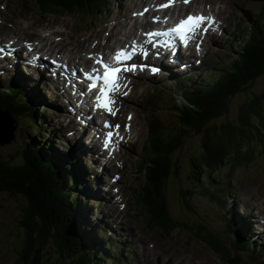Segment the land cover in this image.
<instances>
[{"label": "trees", "instance_id": "obj_1", "mask_svg": "<svg viewBox=\"0 0 264 264\" xmlns=\"http://www.w3.org/2000/svg\"><path fill=\"white\" fill-rule=\"evenodd\" d=\"M97 2L38 0L40 14L53 16L68 11L70 15L82 16L86 24L90 23L88 18H93ZM227 56L231 60L228 65L187 94L193 108L184 107L173 123L154 117L151 124L157 126L161 137L156 144V156L167 166L148 168L137 204L157 211L150 215L161 217V226L167 229H174L177 221L168 212L164 182L171 172L175 177L180 174L179 160L191 138L199 137V150L191 158V179L196 189L214 196L219 204L225 201L224 191L216 188V192H211V188L215 189L220 168L230 164L231 170H235L249 164L257 150L264 152V89L261 93L253 91L255 82L264 79V24L252 27V38L242 45L237 57ZM21 93L17 92L15 98L20 99ZM239 95L244 98L237 102ZM21 104L10 105L19 121L29 118H26L28 126L18 136L21 144L14 156H0V195H10L23 209V215L18 217L23 245L17 252V261L19 264H94L93 258L99 257L101 249L86 243L88 238L78 214L82 207L81 194L68 190L65 168L56 165L59 158L49 155L53 147L40 144L39 139L45 133L43 126L37 123L33 108L26 105L28 102ZM35 126H39L38 134L25 141L29 129ZM227 185L225 190L229 192L230 183ZM234 222L228 221L230 230ZM167 229L159 230L168 235ZM238 236L237 248L248 243ZM211 248L226 264H237V259L214 234Z\"/></svg>", "mask_w": 264, "mask_h": 264}, {"label": "rangeland", "instance_id": "obj_2", "mask_svg": "<svg viewBox=\"0 0 264 264\" xmlns=\"http://www.w3.org/2000/svg\"><path fill=\"white\" fill-rule=\"evenodd\" d=\"M209 1V2H208ZM217 1L222 2V6L218 7ZM145 2V0H143ZM214 3V4H213ZM201 5H190V10L200 11L204 7H212V13H215L224 23V33L218 37H210L208 36L207 39L204 41L205 49L207 50V58L213 61L212 63L216 61H225L228 65L231 60L224 57V54L230 53L233 56H235L240 49V40L241 38H237L236 35H234V27L235 24H237L239 21L244 26H250L251 24L256 23L257 15L260 12L262 0H207L206 3L200 2ZM213 4V5H212ZM194 7V8H193ZM245 7L246 9H244ZM10 8H14V4L10 5ZM187 12V10H186ZM18 15L23 17L29 22V28L27 29V34L25 35L24 40H31V38H42L41 35L38 34V30L40 29H47L49 25H53L52 30H57L60 35L55 36L52 41L56 44V46L61 45L63 48L70 47V44L72 43L71 48L69 49L70 53H80L81 47L84 49H88L92 47L93 49H89V52H92L94 50V44L96 43L93 40V37L91 34L82 31L80 33L78 32V29L80 26L85 25L79 22L78 16H71L68 15L62 16L59 19H56V15L52 17H46V18H39L37 15L33 14H27L23 8H20L18 10ZM34 22V24H33ZM85 35V39L83 40V35ZM81 35V36H79ZM75 36V39L77 41H73V37ZM79 36V37H76ZM91 39V42L89 40ZM228 39V40H227ZM59 40H62L61 43H59ZM83 40V41H82ZM81 47H80V42ZM222 43L221 46H219ZM223 43H226L225 45ZM76 46V47H75ZM58 48V47H57ZM75 48V49H74ZM99 48H102L99 45ZM80 49V50H78ZM78 51V52H77ZM252 58V57H251ZM208 70H212V66L210 63L207 64ZM218 72L213 74L212 76H216ZM211 76V77H212ZM210 78V77H209ZM207 78V80L209 79ZM23 84L28 85V81L22 80ZM193 84L196 83V81H192ZM191 85H189L190 87ZM2 88L3 86L0 85ZM31 89H35L34 91H37L40 93V97H38V101L34 102V104L39 103V101H43L39 103V109L38 114L40 115V119H44V123L48 124L49 130L53 133L52 135L54 138L59 137L61 141H54V151L52 152L54 156H61L62 158L66 156V154L70 153L72 149L70 148V144L68 143V139H76L75 137L67 138L66 133L63 131V128L66 127L67 121L69 119L68 116H65V112L60 113L58 116L55 113V109L47 103V96L45 94V89L42 87V83L40 81H36L32 84ZM171 89V88H170ZM264 89V79H258L254 84V92L261 93V91ZM181 91L177 92V97L181 95ZM165 95V93H163ZM244 96L239 95L235 101L239 102L242 100ZM181 102H184L183 99H181ZM125 103V102H124ZM50 108L47 110V112H43L41 110V107ZM169 106V104H168ZM143 108L144 106H136L132 105L133 110H139V108ZM159 113L162 115L163 120L168 123L172 122L176 119V116L174 113H167L165 114L164 109L159 110ZM142 115L144 112L141 113ZM59 116L62 117V119H59ZM28 117H24L19 121V127H18V133H17V127L15 130V133L13 134V126L11 125V131L9 134V137L7 138L8 141L11 139V143L4 142L6 140V137H2V141H0V156L4 158H8L11 156H14L17 149L19 148L21 144V140L18 139V136H20L21 133L24 132L22 130L23 128L28 125L27 119ZM29 119V118H28ZM15 120V118L10 117L7 113L5 115L1 116V122L3 124L11 123ZM63 123L60 125V123ZM72 120L70 124H72ZM139 125L141 127L147 126V119H145L143 116L141 117L139 121ZM53 127V128H52ZM54 128H61V131L57 133V131H53ZM26 131V130H25ZM35 129L30 128L28 133L29 136L26 137L25 141L29 140L30 137H33L35 135ZM64 134L62 137L61 134ZM48 134L49 131H47ZM15 139L13 140L12 137ZM137 133L133 134V136L137 137ZM43 139L49 138V136L46 133H43ZM13 140V141H12ZM46 142L42 141L40 144L43 146ZM199 150V137H193L191 138L184 150V153L180 160H182V164L184 165L183 172L179 176V178L174 177L172 182L169 184V187L167 189V195H168V202L170 208L173 210L174 214H176L178 217L181 216L182 220H189V219H202L208 221L210 225L212 226V230L215 233L221 234V237L226 241L227 245L230 247V250L233 252L235 250V247L231 245V241L234 240L233 233H228V230L225 226L226 219L229 218L230 215L227 214L229 210H232V206L235 204V198L237 200V204L241 211L247 210L248 200L251 194H262L260 201L255 203V206L259 207L261 204H263L264 208V152H259L258 150L254 154L255 157L253 160L246 166H242L237 168L236 170L231 171L230 164H227L225 166H222L220 168V177L221 180L218 183L220 187L227 186L226 183L230 177H232L230 187L231 191L230 193L226 192L225 199L226 203L224 207H219V204L213 199L210 195H205L200 191H196L195 193L198 195L196 199L191 200V203L193 205L194 211L189 212L187 210L183 211L180 207V205L183 203L182 195L180 194V185L187 186V183L189 181L190 176V170H191V158L193 156V153L195 151ZM259 152V153H258ZM126 154H129L126 151ZM120 159L123 161L119 163V165H115L116 170L113 171V175L117 173H121L122 179L116 184V187H119L121 189V193L125 197V204L127 205V208L125 211H128V206L131 203V199L133 196V186L131 184V173L130 171H127L128 166H125V160H124V153L123 150H121L120 153ZM120 160V161H121ZM120 167V169H119ZM123 168V170H122ZM113 175L111 177H113ZM110 177V178H111ZM108 178V179H110ZM110 181V180H109ZM107 188V187H106ZM107 191V190H106ZM105 191V192H106ZM214 188H211V192H214ZM97 196L105 195L107 197L106 201L97 202L94 199V197H89L87 201V205L90 206L89 210L86 209H79V217L80 220L87 223H96L97 221H101L104 216H108L111 212H118L119 208L114 206V203L110 201V195L109 193H103L102 191L96 192ZM96 203V204H94ZM94 204V205H93ZM92 206V207H91ZM99 206V209H98ZM261 209V208H260ZM264 210V209H263ZM248 211V210H247ZM121 213V212H120ZM23 215V209L18 204V201L11 197L8 194H1L0 195V264H19L17 261V252L21 246L22 243V237H21V226L18 222V217ZM264 215V211H263ZM254 216L256 219H254ZM248 217V216H246ZM259 222L256 215H253L250 218L251 223L253 221ZM157 222V221H156ZM253 231L250 233V236L257 237L258 230L257 228L252 224ZM161 229H167L165 227H162ZM84 231H87L85 228ZM134 230H127L123 231L121 237H124L125 242L129 243V240L131 239L133 242L134 236H133ZM160 232L162 230H159ZM167 234H163L166 236V246L167 248H170L172 244H174L176 247L180 245L181 237H186V234L181 231H177L175 229H167ZM100 235L102 236L99 241L106 240V238L110 235L104 231L100 232ZM98 238L96 231L94 233H90L88 236L89 238ZM175 237V239L172 240V238ZM154 250H158V247H156ZM238 253L240 252L239 249L237 250ZM257 258L252 261L250 264H262V261L264 260V249H260L258 252ZM158 255L163 254V248L156 253ZM252 255L253 253L250 252ZM134 257V256H133ZM163 261V260H162ZM99 264H107L106 262L100 261ZM162 264V262H161ZM163 264H167L166 261H163ZM203 264H225L223 260L220 258L219 255L210 252L209 250H206L204 263Z\"/></svg>", "mask_w": 264, "mask_h": 264}, {"label": "snow or ice", "instance_id": "obj_3", "mask_svg": "<svg viewBox=\"0 0 264 264\" xmlns=\"http://www.w3.org/2000/svg\"><path fill=\"white\" fill-rule=\"evenodd\" d=\"M185 3L190 2V0H184ZM171 3H174V0H171ZM171 4L168 5H161V7H169ZM215 23L213 18H206L203 15L201 16H188V18L182 21L177 27L173 28L169 33H165L167 35H171L175 33L179 39L183 42L184 46L186 47L190 40L195 36L196 32L200 29L201 25L204 23ZM206 31V29H205ZM153 35H160V33H153ZM29 47H31L29 45ZM198 50H199V46ZM114 59L116 60L117 64H121L124 61H128L132 59V55L127 53L126 51H119L116 53ZM98 63H102L103 68L105 69L104 75L102 77H97V80H102L105 87L100 90V95L96 99V105L98 108H103L109 114L115 115V111L112 109L111 105L114 101L111 99V94L119 91L122 85L119 84L120 74L123 71H135L136 65H132L131 67L121 68V67H113L110 64L104 63L103 61H98ZM153 71H158L157 69H153ZM92 89L97 88V84L91 85ZM131 118V117H129ZM106 127H113L111 125L106 124ZM116 132L115 135H119V125L115 126ZM114 133L109 131L107 133V139L105 140V147H109L112 144ZM122 140L123 138L120 137Z\"/></svg>", "mask_w": 264, "mask_h": 264}, {"label": "bare ground", "instance_id": "obj_4", "mask_svg": "<svg viewBox=\"0 0 264 264\" xmlns=\"http://www.w3.org/2000/svg\"><path fill=\"white\" fill-rule=\"evenodd\" d=\"M203 1V3H206L207 2V0H202ZM209 2V1H208ZM214 4V3H213ZM190 8V7H189ZM192 8V7H191ZM183 12V10L182 9H178V10H173V12H172V16H174V15H176V14H178V15H180V13H182ZM133 26L129 23V22H126L125 21V35H134L135 34V31L133 30ZM141 28H143L144 30H146V27H145V25H142L141 26ZM0 29H1V27H0ZM124 30H121V32H123ZM118 35V34H117ZM114 39H115V42H116V40H117V37L115 36V34H114V37H113ZM73 41H77V39H75V38H73L72 39ZM156 41H158V40H156ZM59 45V44H58ZM76 47V46H75ZM75 49V48H74ZM78 50H80V49H78ZM78 52V51H77ZM81 53V52H80ZM79 53V54H80ZM140 54L141 55H143V56H146L147 54H148V50H147V48L146 47H144L143 46V48H142V50H141V52H140ZM71 61L74 63V65L75 66H77V65H79L80 63L79 62H76L75 60H73V59H71ZM83 63H85L86 65H90V61L89 60H87V59H84V61H83ZM208 63H210V62H208ZM147 88L148 87H144V89H146L147 90ZM23 104V103H22ZM21 104V105H22ZM20 106V105H19ZM6 113L5 112H3V111H0V141H2V137L3 136H5L6 137V140L4 141V142H6V143H8L9 141H8V137H9V134H10V131H11V125H13L14 123H15V120L13 121V122H11V123H6V124H3L2 122H1V116L2 115H5ZM130 114L129 113H126L125 114V131H129L130 129H129V127H128V124H130ZM77 127H79V124H77V123H74L73 124V127H72V129H71V134H73V132L75 131V129L77 128ZM13 132H14V129H13ZM100 133V131H99V129L98 128H94V129H92L91 130V132H90V137H92V138H95V136H97L98 134ZM135 133H137V128L136 127H134L133 129H132V135L133 134H135ZM71 136V135H70ZM138 136V135H137ZM148 170V169H147ZM229 184V183H228ZM227 185V184H226ZM224 187V186H223ZM106 193V192H105ZM109 194H110V196H111V198H113V197H116V194L111 190L110 192H109ZM264 208L263 207H261V209H259V211H258V217L259 218H264V215H263V210ZM259 220V219H258ZM255 223V222H254Z\"/></svg>", "mask_w": 264, "mask_h": 264}, {"label": "water", "instance_id": "obj_5", "mask_svg": "<svg viewBox=\"0 0 264 264\" xmlns=\"http://www.w3.org/2000/svg\"><path fill=\"white\" fill-rule=\"evenodd\" d=\"M12 126H13V125H12ZM13 128H14V127H13ZM14 130H15V128H14ZM12 139H14V138L12 137ZM10 141H11V139L9 140V142H10ZM9 142H8V143H9Z\"/></svg>", "mask_w": 264, "mask_h": 264}]
</instances>
